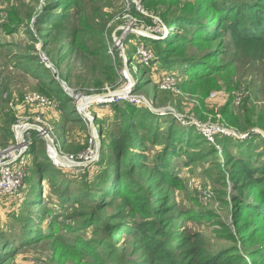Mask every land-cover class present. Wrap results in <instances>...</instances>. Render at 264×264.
<instances>
[{
	"label": "rangeland",
	"instance_id": "1",
	"mask_svg": "<svg viewBox=\"0 0 264 264\" xmlns=\"http://www.w3.org/2000/svg\"><path fill=\"white\" fill-rule=\"evenodd\" d=\"M211 1L0 0V83L12 99L0 94V153L24 141L27 169L17 192L0 193L2 264H264L262 225L244 235L264 206L261 219L238 191L246 167L264 172V50L205 39L198 28L219 8L251 0ZM125 116L141 138L127 166L114 148ZM145 221L165 251L137 232Z\"/></svg>",
	"mask_w": 264,
	"mask_h": 264
},
{
	"label": "trees",
	"instance_id": "2",
	"mask_svg": "<svg viewBox=\"0 0 264 264\" xmlns=\"http://www.w3.org/2000/svg\"><path fill=\"white\" fill-rule=\"evenodd\" d=\"M241 4L234 3L233 1H229L228 4L223 6L222 8H219L215 12L214 16H210L211 22L209 25L211 26H205L202 25L200 29L198 28V31L205 36V39L209 40H216L220 37H223L225 35L231 36L232 42L235 44L237 48H246L251 50L253 53H258L264 50V0H251V1H241ZM67 4V2H66ZM220 0H212L207 6L209 7H219ZM65 5V4H64ZM65 7V6H64ZM193 14L192 12H189L188 16ZM215 17V20H214ZM191 18V17H190ZM186 19V18H185ZM184 19V20H185ZM192 19V18H191ZM177 23V21L173 20H167V24L170 26L174 25ZM178 25V24H176ZM181 25V24H180ZM210 32H208V31ZM142 37V36H140ZM143 40H147V37H142ZM164 41H157L156 45L160 46L162 45ZM219 49H216L218 51ZM1 86V83H0ZM1 97L4 101V103L9 104L11 103V98L5 97L4 98V93L8 91L6 87L1 86L0 90ZM66 100H70L71 98L69 96H64ZM69 104V103H68ZM66 106V108L71 105L69 104ZM130 108H132L133 112L131 115H136L137 111L129 105ZM69 108V107H68ZM71 109V108H70ZM118 109H122L121 107L118 106ZM115 110V109H114ZM74 113L76 109L74 108L72 110ZM122 113H124V110ZM124 115V114H123ZM129 119V120H126ZM6 119L8 120H14V112L12 108L10 107L9 110L6 112ZM135 118H131L130 116H125L123 119H118L121 123L119 124L122 126V137L121 141L117 142L115 144V149L116 151H120V163L124 166L130 165L131 163V157L129 155H132V147L137 146V143L141 140V138L138 135V131L136 128L131 126L130 124L132 123ZM8 134L11 136H14L13 132H9ZM121 143H123L121 145ZM105 147V144L103 143L102 148ZM134 150V149H133ZM47 155V154H46ZM51 165V164H50ZM243 168L245 167L246 164L243 163ZM161 166L157 164L156 169H161ZM53 167L49 168V175L53 173ZM246 170L244 171L246 174L249 175V178L251 179L250 182L247 184L245 180H241L238 183V191L245 195L248 194L249 197L253 198L255 203L257 204V207L253 205H248L245 206L249 210L253 209V213H260V208L264 206V180L262 181H257L256 180V175L261 174L264 175V172L260 170H254L252 171L250 168L246 167ZM160 175L167 176V173L160 171ZM121 177V176H120ZM118 179V180H117ZM118 184L120 187H128L129 184L127 181L122 182L120 178H116ZM166 181H171L168 178H166ZM124 203L130 204V200L126 198L124 200ZM142 206L140 208V211L148 212L149 207L148 203L145 202V205L143 202H137ZM162 205V203L160 204ZM260 206V207H258ZM130 215H134L133 212L129 213ZM254 214L252 217L254 219H251L250 222H248V226L251 225L249 223L255 222L257 217ZM245 216H248L247 212H244ZM260 218H263V215L258 214ZM251 216V214H250ZM259 218V219H260ZM262 225V227H260ZM247 226V227H248ZM264 229V219L258 223L256 227L253 229H246L245 231H248L247 234L244 235H249L250 233H253L255 229L259 228ZM137 228V232L142 234L143 236L142 239L146 240L149 246L151 248H154L155 250H158V253L165 251L164 248V243L159 240L160 235H162V232L157 228V224H152L150 221H145L143 223H140V225ZM152 231H156L157 236L156 238L151 235ZM90 248V247H88ZM264 250V246L261 248ZM260 254H255L254 256H259L262 257V261L264 260V252H259ZM253 256V257H254ZM165 256L160 255L158 259L163 260ZM3 258L0 259V264L3 263ZM206 264H226V263H219L218 261H215V258L210 259Z\"/></svg>",
	"mask_w": 264,
	"mask_h": 264
},
{
	"label": "built area",
	"instance_id": "3",
	"mask_svg": "<svg viewBox=\"0 0 264 264\" xmlns=\"http://www.w3.org/2000/svg\"><path fill=\"white\" fill-rule=\"evenodd\" d=\"M119 42L120 41H117L118 44ZM137 53L141 58L148 59L149 57V53L143 46L138 48ZM127 73V70H125L124 75L126 76ZM27 99L31 102L37 103L39 106H44L48 103L45 96L37 93L30 94ZM81 104L79 106L80 111H86L89 108V106L84 108ZM24 145L25 142L18 139L16 145L11 146L6 151L0 153V193L12 194L17 192L22 186L27 171L26 163L22 156Z\"/></svg>",
	"mask_w": 264,
	"mask_h": 264
},
{
	"label": "bare ground",
	"instance_id": "4",
	"mask_svg": "<svg viewBox=\"0 0 264 264\" xmlns=\"http://www.w3.org/2000/svg\"><path fill=\"white\" fill-rule=\"evenodd\" d=\"M129 91V90H128ZM117 93H121V92H119V91H117ZM125 94V93H124ZM92 99L91 98H89V99H82V103H83V105H85L87 102H89V101H91ZM24 128H26L25 126L22 128L23 130H24ZM24 133V132H23ZM22 133V134H23ZM20 134V133H19ZM49 145H50V148L52 149V153H53V155L54 154H56V155H59V156H61L57 151L55 152V149H54V147H53V143L50 141L49 142ZM55 156V155H54ZM64 158V157H63ZM58 159H60L59 157H58ZM67 160V159H66Z\"/></svg>",
	"mask_w": 264,
	"mask_h": 264
},
{
	"label": "water",
	"instance_id": "5",
	"mask_svg": "<svg viewBox=\"0 0 264 264\" xmlns=\"http://www.w3.org/2000/svg\"><path fill=\"white\" fill-rule=\"evenodd\" d=\"M94 130V132H95V129H93ZM95 137L96 138H98V136L97 135H95ZM46 139L50 142H52V140L50 139V137H49V135H46ZM98 142H99V140H98ZM53 143V142H52ZM53 147H54V145H53ZM99 147H100V142H99ZM54 149H55V147H54ZM49 154L51 155V157H53L54 155H53V153H52V149L50 148V145H49ZM55 151H57L56 149H55ZM57 156V155H56ZM65 158V157H64Z\"/></svg>",
	"mask_w": 264,
	"mask_h": 264
}]
</instances>
